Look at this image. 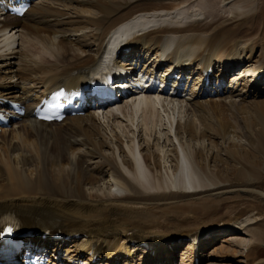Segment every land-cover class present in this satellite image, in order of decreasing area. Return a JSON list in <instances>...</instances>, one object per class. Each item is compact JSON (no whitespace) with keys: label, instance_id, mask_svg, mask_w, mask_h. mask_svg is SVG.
Segmentation results:
<instances>
[{"label":"bare ground","instance_id":"obj_1","mask_svg":"<svg viewBox=\"0 0 264 264\" xmlns=\"http://www.w3.org/2000/svg\"><path fill=\"white\" fill-rule=\"evenodd\" d=\"M224 1L34 0L17 17L0 0V109H26L0 130V219L32 234L13 239L48 264H177L184 239L180 264H211L208 246L218 264H264V0ZM120 61L168 62L162 75L180 68L190 87L58 123L32 116L47 93L83 90Z\"/></svg>","mask_w":264,"mask_h":264},{"label":"rangeland","instance_id":"obj_2","mask_svg":"<svg viewBox=\"0 0 264 264\" xmlns=\"http://www.w3.org/2000/svg\"><path fill=\"white\" fill-rule=\"evenodd\" d=\"M145 1H148V0H145ZM230 0H225L224 1V4H226L227 2H229ZM238 27H240V23H237L236 24V28H238ZM236 68H238V67H236ZM235 72H236V70H235V68L233 69ZM234 71H232V72H234ZM229 80L228 81H226V83H225V85H228L229 83ZM262 91L264 90L263 88L261 89ZM263 148H261L260 147V149H259V155H260V157H264V154H263ZM222 155H225L224 153L222 154ZM210 166H212V165H210ZM213 167V166H212ZM261 172H262V176L264 177V169L263 170H261ZM264 180V179H263ZM238 182V181H237ZM237 182H233V183H237ZM262 185H261V187L263 188L264 187V181H262ZM260 231H264V230H260ZM259 231V232H260ZM232 233H233V235H238L239 233H238V231H236V230H233L232 231ZM219 234H221V235H223L224 233H219ZM239 236L241 237V234H239ZM239 237V238H240ZM262 239L264 240V238L262 237ZM188 240L187 239H184L183 241H181V242H179L178 243V245H177V247L175 248V251H174V256H175V258H176V262H177V264H180V262L184 259L185 260V258H188V257H186L187 256V253H185V249H186V247H187V242ZM207 240H205V242H206ZM241 242H242V240H240ZM209 247V246H208ZM207 247V249H205L204 250V252H205V254H206V256L209 258V263H211V264H218L217 263V260H219L218 258H219V254H214V252H213V248L212 247H209L208 248ZM261 248H262V250H264V244H261ZM211 249V250H210ZM246 250V248H245V246H240L239 247V252L241 251H245ZM259 252H261V253H263L261 250L259 251ZM264 254V253H263ZM215 255V256H214ZM264 256V255H263ZM187 264V263H186ZM202 264H204V263H202Z\"/></svg>","mask_w":264,"mask_h":264},{"label":"snow or ice","instance_id":"obj_3","mask_svg":"<svg viewBox=\"0 0 264 264\" xmlns=\"http://www.w3.org/2000/svg\"><path fill=\"white\" fill-rule=\"evenodd\" d=\"M7 231L10 233L11 232V228L7 229Z\"/></svg>","mask_w":264,"mask_h":264}]
</instances>
